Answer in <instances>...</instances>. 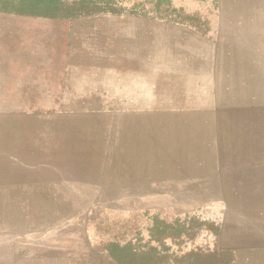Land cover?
Segmentation results:
<instances>
[{
    "label": "rangeland",
    "instance_id": "374dc122",
    "mask_svg": "<svg viewBox=\"0 0 264 264\" xmlns=\"http://www.w3.org/2000/svg\"><path fill=\"white\" fill-rule=\"evenodd\" d=\"M100 2L7 35L96 94L0 103V264L64 224L110 258L264 264V0Z\"/></svg>",
    "mask_w": 264,
    "mask_h": 264
},
{
    "label": "crops",
    "instance_id": "0c3cea01",
    "mask_svg": "<svg viewBox=\"0 0 264 264\" xmlns=\"http://www.w3.org/2000/svg\"><path fill=\"white\" fill-rule=\"evenodd\" d=\"M92 16L95 15L69 17L89 19ZM27 18L50 19L51 17L0 15V103L60 102L65 101L62 98L64 96L73 98L84 94L95 97L94 83L65 79L61 76L60 63L52 68L46 65L37 68L32 64L30 46L14 47L16 41L8 39L7 35L24 34L28 26L22 23H25ZM1 36H4L2 40ZM48 70L51 72L50 77L46 73ZM36 71H39L40 75L43 71L40 78L35 74ZM108 85L110 84L103 87H109ZM72 100L79 101L75 98ZM138 133L136 131L134 135H139ZM26 145L29 144L23 142L24 150ZM86 230V224H64L56 228L52 234L30 239V243L25 244L24 248L25 264L29 262L30 264H117L91 244L87 235L82 233Z\"/></svg>",
    "mask_w": 264,
    "mask_h": 264
},
{
    "label": "trees",
    "instance_id": "16d2710c",
    "mask_svg": "<svg viewBox=\"0 0 264 264\" xmlns=\"http://www.w3.org/2000/svg\"><path fill=\"white\" fill-rule=\"evenodd\" d=\"M111 2L94 3V0H0V12L16 15L60 17L89 15L94 13H118ZM111 259L117 264H140L143 259L151 260L152 253H146L145 257L119 252L117 247L110 248ZM143 257V259H141ZM190 264H216L214 255L202 257L192 253L187 255Z\"/></svg>",
    "mask_w": 264,
    "mask_h": 264
},
{
    "label": "bare ground",
    "instance_id": "6f19581e",
    "mask_svg": "<svg viewBox=\"0 0 264 264\" xmlns=\"http://www.w3.org/2000/svg\"><path fill=\"white\" fill-rule=\"evenodd\" d=\"M237 36V35H236Z\"/></svg>",
    "mask_w": 264,
    "mask_h": 264
}]
</instances>
